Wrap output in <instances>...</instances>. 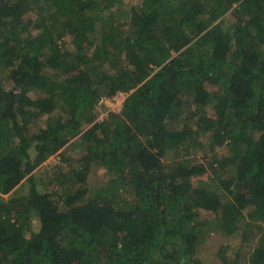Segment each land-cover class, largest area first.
Segmentation results:
<instances>
[{"label": "trees", "instance_id": "16d2710c", "mask_svg": "<svg viewBox=\"0 0 264 264\" xmlns=\"http://www.w3.org/2000/svg\"><path fill=\"white\" fill-rule=\"evenodd\" d=\"M121 2L0 0V264H264V0Z\"/></svg>", "mask_w": 264, "mask_h": 264}, {"label": "rangeland", "instance_id": "374dc122", "mask_svg": "<svg viewBox=\"0 0 264 264\" xmlns=\"http://www.w3.org/2000/svg\"><path fill=\"white\" fill-rule=\"evenodd\" d=\"M139 3H140V0H122L120 4H115V6H121L124 9L128 10L132 6L139 5ZM117 17L118 19L120 18V20H122L120 16H117ZM124 98H125L124 93L117 92L112 97H109V98L103 97L102 99H100L99 104L97 105L98 112H100L98 114V118H101L108 111L119 112L122 107V102ZM210 109L211 108H209L208 110ZM58 112L59 111L54 112L53 115L55 116L56 113L57 115H59L60 113ZM88 126L89 125H84L83 129H86ZM209 140L210 139L206 136L200 138L201 146H199L198 148H196V150H194V157L197 162H202L204 159H208V158L211 159V156L213 153L210 150ZM214 150L216 151L218 156L226 155V153L228 152L227 146L224 144L217 145ZM62 151L65 153L66 158L68 157L74 158L77 156L76 151L70 150V142H68L65 145V147L61 149L60 152ZM168 156L171 158L170 154ZM172 158L177 159L178 156H176L173 153ZM61 159H62L61 153L56 152L48 156L41 164H39L34 169L33 173H35L36 181H39L38 187L40 190H47L51 188V187H46L45 184L47 182L46 180L48 179V177H51L54 172H56L58 169H61L62 171H66L68 169V166L66 164L67 162L69 163V161L71 160L68 158L67 162H65V161H62ZM111 175L112 174L108 173L105 167L101 163H99L98 161L94 162L91 165L87 173V185L90 187L91 192L95 194L97 190L101 186H103L109 178H111ZM208 176L209 177L213 176V173L208 174ZM200 179L207 180V174L205 173L204 175H202ZM20 184H21L20 192L25 193L27 191L28 184L26 183L25 180L22 181V183ZM246 213L247 212H244L243 214L246 215ZM245 215H242L240 217L238 221V225H241L243 221H247L246 219L247 217H245ZM32 224L34 228L38 226V221L36 220V218L32 220ZM247 232H248L247 233L248 235L246 239L243 238L242 232L240 229L228 236V241L230 244L229 246L234 247V248H240L242 251L243 258H240V262L247 261L246 256L248 252L252 249V246H255L257 244L258 240L260 239V235H261V232L257 231L255 227L247 229ZM197 257H199L202 260H205L206 262H210V260L214 258L213 256H210L203 251L197 252Z\"/></svg>", "mask_w": 264, "mask_h": 264}]
</instances>
